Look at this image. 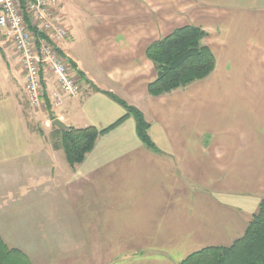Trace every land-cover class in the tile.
Instances as JSON below:
<instances>
[{
	"label": "crops",
	"instance_id": "0c3cea01",
	"mask_svg": "<svg viewBox=\"0 0 264 264\" xmlns=\"http://www.w3.org/2000/svg\"><path fill=\"white\" fill-rule=\"evenodd\" d=\"M60 53L82 86L28 126L24 77L0 49V240L29 264H180L240 239L264 200V0H61ZM194 26L214 59L203 80L153 97L147 48ZM44 100L55 77L42 73ZM72 168L47 123L108 128ZM42 132L43 135L40 134Z\"/></svg>",
	"mask_w": 264,
	"mask_h": 264
},
{
	"label": "trees",
	"instance_id": "16d2710c",
	"mask_svg": "<svg viewBox=\"0 0 264 264\" xmlns=\"http://www.w3.org/2000/svg\"><path fill=\"white\" fill-rule=\"evenodd\" d=\"M205 33L194 26H184L168 36L155 41L146 50L153 63L156 78L148 85V94L153 97L169 94L189 84L205 79L214 68V59L209 49L202 44ZM125 109V115L103 130L93 127L57 130L54 145L59 143L66 160L74 168L92 150L97 138L116 128L132 117L138 138L147 147H153L148 136L149 124L136 108L114 98ZM53 115L49 120H53ZM41 135L42 132H40ZM0 264H29L26 257L16 249L7 247L0 240ZM180 264H264V200L247 224L244 235L228 247H208L192 253Z\"/></svg>",
	"mask_w": 264,
	"mask_h": 264
},
{
	"label": "built area",
	"instance_id": "2783aa9c",
	"mask_svg": "<svg viewBox=\"0 0 264 264\" xmlns=\"http://www.w3.org/2000/svg\"><path fill=\"white\" fill-rule=\"evenodd\" d=\"M61 0H0V49L11 48L24 77L23 91L32 110L55 113L66 98L82 90L60 53L70 36ZM42 73L55 77V89L44 100Z\"/></svg>",
	"mask_w": 264,
	"mask_h": 264
},
{
	"label": "rangeland",
	"instance_id": "374dc122",
	"mask_svg": "<svg viewBox=\"0 0 264 264\" xmlns=\"http://www.w3.org/2000/svg\"><path fill=\"white\" fill-rule=\"evenodd\" d=\"M37 115L38 114L34 113V111L29 106L28 126L36 131L41 129V127H45L43 126L44 124L42 123L41 118ZM47 119H48L47 123L49 124L50 122L49 117H47Z\"/></svg>",
	"mask_w": 264,
	"mask_h": 264
},
{
	"label": "water",
	"instance_id": "95a60500",
	"mask_svg": "<svg viewBox=\"0 0 264 264\" xmlns=\"http://www.w3.org/2000/svg\"><path fill=\"white\" fill-rule=\"evenodd\" d=\"M51 126H56V127H58L59 129H62V130H67V126L63 123V122H61L60 120H58V119H53V120H51Z\"/></svg>",
	"mask_w": 264,
	"mask_h": 264
}]
</instances>
